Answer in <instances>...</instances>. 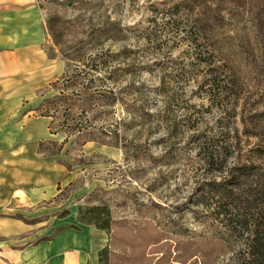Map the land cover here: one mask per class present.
<instances>
[{"label": "rangeland", "instance_id": "obj_1", "mask_svg": "<svg viewBox=\"0 0 264 264\" xmlns=\"http://www.w3.org/2000/svg\"><path fill=\"white\" fill-rule=\"evenodd\" d=\"M236 1L206 0L212 20L182 0H31L44 20L42 50L60 67L37 91V115L63 97L51 119L61 138L40 144L63 166L47 205L54 217L70 212L69 228L79 229L80 207L107 206L124 221L113 241L102 231L108 264L243 260L239 216L220 217L206 192L235 167L260 164L264 148V49L254 25L262 0ZM77 124L97 141L68 139ZM151 232L163 241L152 245Z\"/></svg>", "mask_w": 264, "mask_h": 264}, {"label": "crops", "instance_id": "obj_2", "mask_svg": "<svg viewBox=\"0 0 264 264\" xmlns=\"http://www.w3.org/2000/svg\"><path fill=\"white\" fill-rule=\"evenodd\" d=\"M45 41L36 4L0 0V264H100L104 233L78 222L69 228L74 220L54 217L59 210L47 205L59 194L63 166L40 154L41 142L61 138L33 104L60 70Z\"/></svg>", "mask_w": 264, "mask_h": 264}, {"label": "trees", "instance_id": "obj_3", "mask_svg": "<svg viewBox=\"0 0 264 264\" xmlns=\"http://www.w3.org/2000/svg\"><path fill=\"white\" fill-rule=\"evenodd\" d=\"M243 1L237 0L236 3L241 4ZM205 5L206 0H182L180 6L188 10L190 14H195L197 8L203 9L200 13L202 16L216 20L218 13L211 8L204 9ZM178 9H181V7H178ZM201 19L198 16L197 21L204 24ZM220 20L223 21V17ZM254 25L258 32L260 45L264 49V0L256 8ZM62 103L63 97L58 96L47 99L43 104L45 112L40 116L53 119L52 110L55 107L63 106ZM47 106L49 107L47 108ZM50 129L52 134L60 132L53 130L51 126ZM74 134H79L78 140L84 144L97 141V138L94 137L95 133L88 132L85 127L79 124L70 128L68 139ZM68 139L64 144L67 143ZM61 152L62 148H60L59 154ZM258 158L260 164L235 167L228 179L219 182L216 187L211 186L206 189L208 196H211L210 198L213 201L216 200L214 204L218 208L220 217L224 216V218L230 219L236 215L239 216L237 223L239 227L236 224L233 230L242 234L244 238V245L238 255V259H243L240 264H264V148L258 152ZM61 164L64 165L65 163L62 161ZM69 214L70 212L66 210L59 216L60 218H66ZM240 218H242L241 221ZM77 221L84 225L96 226L98 230L106 232L111 241L116 238L115 229L121 228L124 224V221L113 220L111 211L107 206L80 207ZM73 228L78 229L77 227ZM150 235L152 245L160 244L163 241V233L161 232L156 234L151 232ZM110 245L100 251V264H108L112 254Z\"/></svg>", "mask_w": 264, "mask_h": 264}]
</instances>
